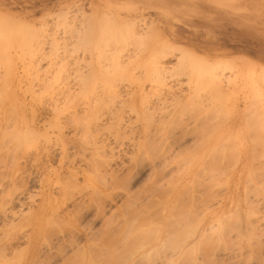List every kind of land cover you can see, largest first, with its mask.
Instances as JSON below:
<instances>
[{
  "label": "rangeland",
  "instance_id": "obj_1",
  "mask_svg": "<svg viewBox=\"0 0 264 264\" xmlns=\"http://www.w3.org/2000/svg\"><path fill=\"white\" fill-rule=\"evenodd\" d=\"M31 234L30 264H264V0H0V264Z\"/></svg>",
  "mask_w": 264,
  "mask_h": 264
},
{
  "label": "bare ground",
  "instance_id": "obj_2",
  "mask_svg": "<svg viewBox=\"0 0 264 264\" xmlns=\"http://www.w3.org/2000/svg\"><path fill=\"white\" fill-rule=\"evenodd\" d=\"M4 19V18H3ZM6 19V18H5ZM10 21V20H9ZM109 21V20H108ZM115 21V20H114ZM2 22V21H1ZM8 22V21H7ZM119 21H117V23H118ZM123 22V21H122ZM3 23H4V21H3ZM10 23V22H9ZM115 23V22H114ZM119 24V23H118ZM123 23H121V27L123 26L122 25ZM4 24H2V26H3ZM8 25V24H7ZM126 27V26H125ZM154 27V26H153ZM150 28V27H149ZM128 30V29H127ZM145 30H146V28H145ZM152 29H150V31H151ZM156 30V29H155ZM154 30V31H155ZM146 31H149V30H146ZM145 31V32H146ZM150 31L149 32H147V34L146 35H149V36H153V34H154V31H153V34H152V32H151V34H150ZM157 31V30H156ZM142 32H144V31H142ZM137 33V32H136ZM145 34V33H144ZM157 34V33H156ZM138 35V34H137ZM145 36V35H144ZM154 36H156L155 34H154ZM158 36V35H157ZM160 37V36H159ZM161 38H163L162 36H161ZM161 40V39H160ZM162 41V40H161ZM162 42H164V40L162 41ZM55 43V42H54ZM168 43V42H167ZM167 43H163L164 44V48L165 47H167V46H169V47H167L168 49L170 48L171 49V47H170V45H168ZM166 45V46H165ZM174 47V46H173ZM163 48V46H162V49L161 50H165V53H166V51L167 52H169L170 50H167V49H164ZM175 48V47H174ZM174 49L172 48L171 49V52L170 53H175V52H172ZM179 50V51H178ZM175 51L176 52H179L178 54H180V58L177 56V58L179 59V60H182V58H185L186 56H188L190 53L188 52V53H186V51H183V49L181 50V53H182V55H181V53H180V49H177L176 50V48H175ZM184 53H186V55H185V57H184V54H183V52ZM176 54V53H175ZM170 56V55H169ZM181 56H182V58H181ZM189 56H191V55H189ZM189 56L188 57H186V59H188L189 58ZM193 56V55H192ZM192 56L190 57V58H192ZM173 57V56H172ZM202 59V58H201ZM192 60V59H191ZM197 59H195V61H196ZM194 61V60H193ZM205 62L206 61H204V63L203 64H205ZM200 63V62H199ZM208 63V62H207ZM210 63V62H209ZM208 63V64H209ZM212 63V62H211ZM225 63V62H224ZM228 63V62H227ZM195 64V63H194ZM219 64V63H218ZM218 64H216V68H218L219 66H218ZM214 65V64H213ZM224 65V64H223ZM236 65H237V62H236ZM240 65V64H239ZM201 66V65H200ZM204 66V65H203ZM208 66V65H207ZM210 66H212V65H210ZM158 67V70H157V72L160 70V69H162V67H159V66H157ZM221 67V66H220ZM229 67V66H228ZM212 79L211 80H213L212 82H213V84L215 83V85L217 84V85H220V83L222 82V81H220L221 80V78L219 77V75H221L222 76V74H220V71L221 70H219V71H215L214 70V66H212ZM164 69V68H163ZM203 69H204V67H203ZM207 70H208V68H207ZM261 70V69H260ZM209 72H210V70H209ZM246 73V72H245ZM255 74V73H254ZM260 76V75H259ZM220 79V80H219ZM223 79V78H222ZM216 85V86H217ZM56 104V103H55ZM53 105V104H52ZM56 106V105H55ZM57 107V106H56ZM97 117V116H96ZM98 119V118H97ZM96 119V120H97ZM94 120H95V117H94ZM19 134V133H18ZM17 136V135H16ZM15 138V137H14ZM17 138V137H16ZM18 141V140H17ZM16 178H14V180H15ZM12 180V179H11ZM10 180V181H11ZM12 182V181H11ZM14 182V181H13ZM18 183V182H17ZM17 183H14L15 185L13 186V187H15V186H18L17 185ZM11 184V183H10ZM20 186V185H19ZM23 186V185H22ZM4 186L2 185V188H3ZM24 187V186H23ZM16 188V187H15ZM19 187H17V189H18ZM21 188V187H20ZM13 189V188H12ZM11 189V190H12ZM17 189H13L12 191L13 192H10V195H9V192H7V197L3 200V203H4V209L2 210L3 211V216H2V218L3 219H5V220H7L8 221V219L10 218V220L11 221H14V220H16L17 218H19L23 213H22V211H21V208L23 207V204L21 203V199H22V197L24 198V196L26 195V193H25V191L26 190H20V189H18V190H20L19 192H18V190ZM14 190H17V192H14ZM12 193V194H11ZM14 193V194H13ZM41 193H43V192H41ZM45 195V194H44ZM43 213V210L42 209H38V210H34V211H31V212H29V214H28V216L26 215L25 216V218L24 219H22L21 221H20V224L18 225V224H15V225H12V229H13V231L12 232H10L9 234H11V237H14L18 232H20V230H21V227H22V225H24V223L26 224V223H30V225H31V223L39 216V215H41ZM212 213H214V212H212ZM210 216V215H209ZM215 216V215H214ZM213 216V217H214ZM11 221H8V222H11ZM212 226V225H211ZM28 241H29V244L31 245V246H34V248H32L31 250H30V252H29V258H28V260H27V262H26V264H30L32 261H33V259L36 257L35 255H36V248H35V245L37 244V239H36V237L33 235V234H31L30 235V237L28 238ZM2 250H4V249H2ZM3 261V260H2ZM4 262H5V260H4Z\"/></svg>",
  "mask_w": 264,
  "mask_h": 264
}]
</instances>
